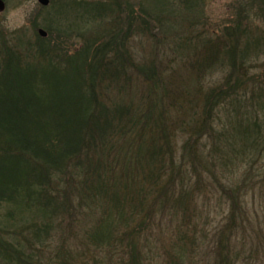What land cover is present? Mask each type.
Returning a JSON list of instances; mask_svg holds the SVG:
<instances>
[{
    "label": "trees",
    "instance_id": "trees-1",
    "mask_svg": "<svg viewBox=\"0 0 264 264\" xmlns=\"http://www.w3.org/2000/svg\"><path fill=\"white\" fill-rule=\"evenodd\" d=\"M70 3L67 4L70 9L80 10L84 5V14L88 12L94 19L112 16L115 22V31L105 35V39L89 41L86 52L79 55L78 60L77 55L69 58L57 46L55 51L46 49L41 39L38 46L30 48L32 43L23 38L18 41L23 51L17 52L10 45L13 39L8 40L6 33L0 32V223L11 226L14 231H9L10 236L18 241L15 245L3 240L9 232L2 231L0 264H150L142 243L143 232L151 226L154 210L164 211L187 203L188 168L198 170L204 157L200 146L204 145L205 138L215 137L212 105L231 96L236 98L239 88L245 85L233 87L231 91L221 87L207 92L204 119L199 117L195 121L183 146L186 153L183 157L195 161L187 166L174 156L162 113L155 112L157 118L153 119L154 114L143 116L141 108H135L133 114L132 104L107 102L106 92L110 86L120 94L128 93L130 87L132 63L125 52L124 23L127 20L131 23L132 15L122 12L114 0L96 4L71 0ZM100 6H104V12H98ZM44 27L48 33L54 31L48 24ZM62 28L68 32L72 26ZM65 30L56 26L59 33L55 45L61 44L58 39L69 35ZM248 34L251 32L243 30L240 36L235 35L240 40L251 39L253 36L248 37ZM261 41L264 39L257 38L256 42ZM218 45L222 43L206 47L212 52L209 60L212 61L213 52L218 51ZM227 46L226 61L232 73L249 68L236 47L228 43ZM142 69L137 68L144 79L151 81L150 75L143 74L147 72ZM254 84L255 90L246 88L245 92L250 90L251 97L258 95L259 100L264 97V81ZM232 104H241V100L232 99ZM242 110L246 113L245 107ZM260 110L264 111V103ZM247 112L248 117L249 109ZM231 133L245 141L243 154L251 159L264 156V123L259 117L246 126L238 123ZM114 136L123 140L122 152L113 143ZM133 140L139 142L137 150H133ZM121 153H127L125 158L122 154L120 159ZM114 163L122 164L116 172ZM242 189L239 186L227 191L233 211L225 228L218 232V251L213 264H241L240 253L235 251L233 243L242 207ZM99 206L102 221L107 218L115 225L116 222L111 221L115 218L119 222L116 229L119 231L124 226L125 230L87 232L95 250H89L80 259H75L76 250L70 246L66 234L58 236L56 250L46 257L44 251L48 252L46 249L54 237L53 232H49L50 222L61 217L60 227L65 229L68 220H79V216L83 220L84 208H88V215L94 216ZM135 216L139 219L131 226ZM27 217L31 218L30 222L26 221ZM39 217L46 221L38 223ZM21 222L23 225H19ZM189 243L196 245L197 241L189 238ZM105 245L108 248L101 250ZM34 249L45 259L34 261Z\"/></svg>",
    "mask_w": 264,
    "mask_h": 264
},
{
    "label": "rangeland",
    "instance_id": "rangeland-1",
    "mask_svg": "<svg viewBox=\"0 0 264 264\" xmlns=\"http://www.w3.org/2000/svg\"><path fill=\"white\" fill-rule=\"evenodd\" d=\"M4 1L6 11L0 14V32L6 33L8 40L13 39L10 45L17 52L23 51L18 43L23 38L32 43L30 48L38 46L42 40L41 45L46 49L55 51L57 46V49L60 48L59 50L68 54L67 57L74 58L77 55L78 60V56L86 52L89 41H95L99 37L105 39V35L115 31V22L111 15L94 19V15L82 12L84 5L80 6V10L77 7L68 8L67 4L71 5V0H50L48 7H43L38 0ZM76 1L89 4L109 2ZM114 1L119 4L122 12L132 15V22L127 20L124 23V43L125 52L133 65L131 64L129 71L131 82L128 83V93L120 94L110 86L106 92L107 102L132 104L133 114L135 108H141L143 116L147 113L154 114L153 119L157 118L155 112L162 113L177 161L187 166L195 162L183 157L186 154L183 146L195 121L199 117L204 119V98L207 92L221 87L224 91H229L233 87L235 89L245 85L243 89L239 88L236 98L231 96L222 103L212 105V124H215L212 126V134L215 137L212 140H209L210 137H207L208 140L205 138L204 145L200 146L204 157L198 170L192 171L188 168L187 179L190 178V185L186 187L187 203L164 211L157 208L154 210L151 226L143 232L142 246L145 255L148 254L149 263L213 264L218 251V232L225 228L233 211L227 191L242 186V207L238 214V229L235 231L236 242L233 243V248L240 253L241 264H264V156L249 158L248 154L241 152L247 146L245 141H240L234 133L230 134L238 123L246 126V123L254 122L257 117L264 123V111L260 110L264 97L257 100L258 95L256 98L255 95H250V90L256 89L253 88L256 87L254 83L264 81V41L256 42L257 38L264 39V0ZM192 5L196 7L193 8ZM58 6L63 7V12H57ZM98 12H104V6H100ZM47 24L54 31H49V36L42 38L38 35V29L48 31L44 27ZM58 25L63 30L65 28L62 26L67 28V25H71L72 29L68 32L65 30L69 35L58 39L61 44L55 45L59 33L56 32ZM243 30L251 32L248 37H253L240 40L236 35L238 33L240 36ZM218 42L222 45H218L216 53L213 52L215 55L211 61L209 58L212 52L206 47ZM227 43L236 47L239 57H244V63L249 68L232 73V68L226 61ZM34 53L33 51L32 54ZM215 57L218 59L215 60ZM139 67L146 70L147 73L143 71V74L150 75L151 81L143 78L137 70ZM246 88L250 89L249 92H245ZM232 99L241 100V104H232ZM254 100L255 107L259 109L254 108ZM242 107H245L246 113ZM228 134V138L219 137ZM114 137L113 143L121 150L123 140L120 136ZM130 138L131 136L128 140ZM133 141V150H137L139 142ZM122 154L124 158L127 155L121 153L120 159ZM114 164L113 170L116 172L123 162L117 166ZM82 212L83 220L80 216L79 220H68L65 229L64 226L60 227L61 217L50 222L52 226L49 232H53L54 237L52 244L46 249L48 252L44 251L46 257L49 252L56 250L60 241L58 236L66 234L70 246L76 250L75 259H80L89 250H95L93 241L86 236L87 232L125 230L124 226L119 231L116 229L119 222L115 218L111 220L116 222L115 225L107 218L102 221L101 206L95 210L94 216L88 215V208H84ZM30 219L27 217L26 221ZM138 219L139 216H135L130 225L135 226ZM45 221V218L39 217L38 223ZM19 225H23L22 222ZM11 230L14 231L11 226L0 223V236ZM10 235L11 232L5 233L3 240L16 245L18 241ZM189 238L197 241L195 250L196 245L189 243ZM107 248L105 245L101 250ZM32 252L34 261L45 259L35 249Z\"/></svg>",
    "mask_w": 264,
    "mask_h": 264
},
{
    "label": "water",
    "instance_id": "water-1",
    "mask_svg": "<svg viewBox=\"0 0 264 264\" xmlns=\"http://www.w3.org/2000/svg\"><path fill=\"white\" fill-rule=\"evenodd\" d=\"M39 3H41L44 6H48L49 5V0H39ZM5 7L6 6H5V3L3 2V0H0V13L4 12ZM39 34L42 37H46L47 36L46 32L43 31V30H39Z\"/></svg>",
    "mask_w": 264,
    "mask_h": 264
},
{
    "label": "flooded vegetation",
    "instance_id": "flooded-vegetation-1",
    "mask_svg": "<svg viewBox=\"0 0 264 264\" xmlns=\"http://www.w3.org/2000/svg\"><path fill=\"white\" fill-rule=\"evenodd\" d=\"M49 1H50V0H49ZM52 1H53V0H52ZM49 6H50V5H49ZM62 9H63V7H60V6L57 7V12H58V11H61Z\"/></svg>",
    "mask_w": 264,
    "mask_h": 264
}]
</instances>
